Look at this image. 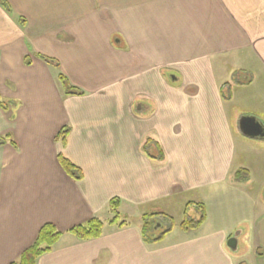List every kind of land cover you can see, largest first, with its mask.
<instances>
[{
    "label": "crops",
    "instance_id": "obj_1",
    "mask_svg": "<svg viewBox=\"0 0 264 264\" xmlns=\"http://www.w3.org/2000/svg\"><path fill=\"white\" fill-rule=\"evenodd\" d=\"M0 101V264L44 224L35 264H264V137L238 129L264 130V0H0ZM93 217L99 237L68 233Z\"/></svg>",
    "mask_w": 264,
    "mask_h": 264
},
{
    "label": "trees",
    "instance_id": "obj_2",
    "mask_svg": "<svg viewBox=\"0 0 264 264\" xmlns=\"http://www.w3.org/2000/svg\"><path fill=\"white\" fill-rule=\"evenodd\" d=\"M44 60L48 63L57 65L56 62L44 58ZM28 63V62H26ZM59 79L62 82L65 93L71 94H79L78 90L73 88L65 79L63 75H59ZM0 106L5 109V104L0 101ZM68 133L67 128H62L57 135L55 136L56 141H60L62 144L65 143L66 135ZM6 138H0V144L5 141ZM12 143V142H11ZM149 141H146L142 146V150L145 154H148L147 144ZM58 161L62 167V169L68 174L70 177L75 179H79L81 177V173L79 168H77L74 164H72L67 158L63 155H58ZM237 174V173H236ZM118 205L119 200L117 198H112L108 203V209L112 214V219L110 220V224H117L118 226L123 225V223H116L118 220ZM204 219V213L202 212L200 217L197 219H189L185 216L179 224V228L182 231H187L190 229L198 228ZM159 224L158 227L155 226ZM103 223L98 218L93 217L89 219L86 223L76 225L71 227L68 230V233L74 235L78 240H89L93 238H97L101 235ZM173 226V219L164 214H150L142 216V225H141V235L143 241L146 243H153L161 240L164 235L170 231ZM62 232L56 230V228L52 224H44L38 231L37 236L33 244L26 248L20 255L17 261L12 262L10 264H35L36 259L42 254L51 250L52 246L59 240Z\"/></svg>",
    "mask_w": 264,
    "mask_h": 264
},
{
    "label": "water",
    "instance_id": "obj_3",
    "mask_svg": "<svg viewBox=\"0 0 264 264\" xmlns=\"http://www.w3.org/2000/svg\"><path fill=\"white\" fill-rule=\"evenodd\" d=\"M238 129L245 137L261 138L264 137V130L261 123L253 116H242L238 120ZM159 224L155 226L158 227ZM237 245L236 233L227 241V247L235 250Z\"/></svg>",
    "mask_w": 264,
    "mask_h": 264
},
{
    "label": "rangeland",
    "instance_id": "obj_4",
    "mask_svg": "<svg viewBox=\"0 0 264 264\" xmlns=\"http://www.w3.org/2000/svg\"><path fill=\"white\" fill-rule=\"evenodd\" d=\"M122 220V218H120V221Z\"/></svg>",
    "mask_w": 264,
    "mask_h": 264
}]
</instances>
